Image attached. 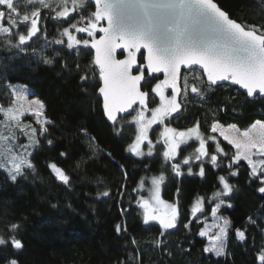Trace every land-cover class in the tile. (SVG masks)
Returning a JSON list of instances; mask_svg holds the SVG:
<instances>
[{
	"label": "trees",
	"instance_id": "16d2710c",
	"mask_svg": "<svg viewBox=\"0 0 264 264\" xmlns=\"http://www.w3.org/2000/svg\"><path fill=\"white\" fill-rule=\"evenodd\" d=\"M214 1L241 24L264 25V0ZM25 3L21 0L20 6ZM93 10L89 0L86 7L72 11L68 18L54 20L50 18L54 13L43 9L40 32L24 46L25 51L12 48L0 36V107L12 105L10 85H26L29 97L43 103L48 120V131L37 133L38 143L30 156L33 168L25 169L15 181L0 169V237L9 240L15 236L23 245L21 249L11 247L10 241L0 245V264L10 259L18 264H260L264 193L258 188L264 185L250 176L245 161L228 167L235 150L213 134L211 125L216 122L247 130L256 121L264 122V99L250 100L226 84L205 89L203 100L189 91L179 98L181 110L166 120L175 129L199 125L209 155L197 161L198 144L190 141L178 149L176 159L166 161L160 151L165 148L162 139L163 146L151 156L131 154L128 147L135 127L127 121L129 116L119 118L114 125L104 118L97 97L99 72L91 63V49L82 45L69 49L67 37L61 34L69 27L78 39H88L85 34L74 33L70 25L78 26L80 17ZM57 39L64 42L57 44ZM45 59L51 63H44ZM138 60L143 61L142 54ZM185 74L192 84L194 73L183 71L182 77ZM85 75L88 79L82 80ZM157 82L159 77H146L141 85L149 92V107L157 102L151 92ZM212 135L217 142L207 139ZM217 143L227 156L218 154L217 166H213L211 155L217 154ZM185 157H191L189 164L183 163ZM53 163L69 177L68 184L57 178L49 166ZM172 164L180 165V175ZM201 167L205 169L203 176ZM232 171L237 174L231 175ZM160 174L164 176L162 199L177 204L180 212L177 227L164 236H160L159 223L145 224L138 202L141 195L146 196L145 191L139 192L140 185L148 188L150 177ZM219 176L226 177L233 192L221 197L218 213L231 227L225 255L217 257L203 252L206 239L199 232L216 204L212 194L222 188ZM105 191L108 196L101 195ZM198 196L204 198L203 211L193 215L191 209ZM13 224L18 230L10 229ZM237 228L245 231L242 241L236 237ZM158 240L164 243L157 246Z\"/></svg>",
	"mask_w": 264,
	"mask_h": 264
},
{
	"label": "snow or ice",
	"instance_id": "6c2138e0",
	"mask_svg": "<svg viewBox=\"0 0 264 264\" xmlns=\"http://www.w3.org/2000/svg\"><path fill=\"white\" fill-rule=\"evenodd\" d=\"M88 2L89 0H71L72 7L69 8V0H26L21 7V0H0V6H3L0 10V36L5 37L6 43L12 48L25 51L24 46L40 32L38 25L42 19L41 8L49 9L54 13L50 18L59 20L68 18L70 12L77 8L83 9ZM94 3L95 11L79 19L83 26L70 25L76 32L86 33L91 39H78L69 31V27L63 28L61 34L67 37L69 49L82 45L84 49L94 50L91 63L99 70V80L102 84L98 87V92L103 97V110L109 121L115 123L117 113L127 112L134 104L139 103L142 106L143 110L133 117L137 129L135 139L128 147L135 155H144L141 144L145 141L149 145L148 155L152 154V141L148 139V129L153 124H163L166 118L178 113L182 108L178 97H186L189 91L203 100L205 89L219 87L223 82L230 81L231 85H238L240 89L246 90L249 97L257 92L264 95V25L241 24L230 18L214 0H94ZM101 21H107V26H100ZM21 29H26V32ZM97 32L103 33L98 39ZM63 42L59 39L55 41L57 44ZM117 49H122L127 56L124 59H117ZM141 49L146 52L142 53V63L137 57ZM35 51L33 49L34 53ZM43 62L47 64L51 63V60L45 59ZM182 68L194 73L192 84L188 83L186 74L182 77ZM134 70H137L136 74H133ZM157 73H163L164 79L159 80L151 88V92L159 97V105L151 109V118L146 120L144 110H147L149 93L141 91V82L145 80L146 74L149 78H156L154 74ZM81 79L87 80L88 77L85 75ZM10 88L12 104L19 102L20 107L10 106L7 109L0 107V112L3 113L8 126L19 127L21 132L29 130L25 134L29 136L30 144L19 145L27 152L29 147L38 143V140L34 139L37 130L30 125H22L20 116L31 110L40 124V134H44L48 131L45 127L48 121L46 119L41 121L44 105L34 99L29 102V108H25L26 90L11 85ZM165 89H171L170 96L165 95ZM33 105L34 108L31 107ZM257 125L260 128L257 135H252L249 131H244L239 136L232 135L229 132L238 131L235 125L229 126V130H224L216 122L211 125V131L215 133L219 129L223 139L236 149L228 167L231 169L233 165L243 160L250 169V176L259 179L264 185V123L256 121L252 127L255 128ZM81 132L85 136L88 135L86 129H81ZM160 137L164 140L163 157L166 161L172 160L177 154V149L182 144H187L191 138L199 140V147L195 149L197 161L209 155L206 139L199 132V125L186 131H177L166 126ZM10 139H15L14 134H0V156L7 162L0 167H6L11 179L15 181L17 176L23 175L24 170L33 168V165L23 152L14 151L13 146L7 143ZM207 139L215 141L216 137L209 136ZM215 152L227 156L219 143L216 144ZM217 154L211 155L213 166H217ZM190 159L191 157H185L183 163L189 164ZM49 166L60 181L64 184L69 183V177L62 169L54 163ZM172 168L180 175L179 164H172ZM204 174L205 169L201 167L200 175ZM236 174L235 171L231 172L233 176ZM163 180V175L152 180L156 190L153 199L160 207H153L143 199L139 202L143 209L145 224L158 221L160 236L177 227L180 215L177 204L166 203L159 197V185ZM218 182L222 190L215 191L213 197L228 196L233 192V186L228 183L225 176H219ZM258 191L264 193V186L259 187ZM177 192L179 193V189ZM101 195L108 196L109 193L105 191ZM219 206L217 204L212 209L214 217ZM203 207L204 198H197L191 209L192 214L202 212ZM249 220L255 222L251 217ZM184 227L187 228L188 224ZM217 227L218 232L211 237V243L203 248V252L219 257L225 255L224 241L231 224L224 220L223 224ZM10 229L18 230V225L13 224ZM117 230L119 231V226ZM208 234V229L199 232L201 237H207ZM236 236L244 240L245 231L237 228ZM9 241L11 247L15 249H21L23 246L21 240L15 236H10L9 240L0 237V245H7ZM163 243L162 240L156 241L157 246ZM261 251L264 252V247ZM258 260L260 264H264V255H260ZM6 264L18 262L10 259Z\"/></svg>",
	"mask_w": 264,
	"mask_h": 264
},
{
	"label": "rangeland",
	"instance_id": "374dc122",
	"mask_svg": "<svg viewBox=\"0 0 264 264\" xmlns=\"http://www.w3.org/2000/svg\"><path fill=\"white\" fill-rule=\"evenodd\" d=\"M68 7H69V8L72 7L71 0H69ZM42 10H43V8H41V11H42ZM70 13H72V12H70ZM41 15H42V14H41ZM6 23H7V22L5 21V24H6ZM38 26H39V25H38ZM79 26H83V25H82V24H79L78 27H79ZM74 31H75V29H74ZM74 33H78V32L75 31ZM38 34H39V33H38ZM82 34L87 35L86 33H82ZM96 34H97V33H96ZM74 35H75V34H74ZM87 37H88V36H87ZM88 39H89V37H88ZM12 86H16L17 88L23 87V88L26 90V91H25V97H26V100H25V102H24V107H25V108H29V102H30V101H32V100H34V99H35V100H38L37 98H30V97H29L30 90H29V88H28L26 85H22V84H13ZM154 95H155V93H154ZM165 95H166V96H170V94H168L166 91H165ZM155 96H156V95H155ZM156 99H157V102H156V104H155L153 107H149L148 110H144V116H145V119H146V120L151 118V109H152V108H155V107H157V106L159 105V97L156 96ZM40 102H41V101H40ZM11 107L19 108V107H20V103L17 102L15 105L12 104ZM31 107L34 108L35 106L33 105V106H31ZM5 109H7V108H5ZM141 110H142V109L135 108V109L133 110L132 114L129 115L128 120H127L129 123H132V124L134 125L135 130L137 129V125H136V123L133 121V117H135V116L137 115V113H138L139 111H141ZM173 115H174V114H173ZM173 115H172V116H173ZM45 119L47 120V118L45 117V114H44V109H43V117L41 118V121L43 122V120H45ZM47 121H48V120H47ZM260 122H261V121H260ZM20 123H21L22 125H30L31 128H35V129L37 130V133H40V124L37 123V118H36V116L32 113L31 110H29V111H27V112H24V114L20 116ZM261 123H264V122H261ZM47 124H48V123H47ZM47 124L45 125V127L47 126ZM163 124H165V127L167 126V127H171V128H173L172 126H170V125L168 124L167 120H165ZM254 124H255V122H254V123H253V124L247 129V130H239V129L236 128L238 131H231V132H229V134L239 136L240 133H242V132H244V131H249L250 134H252V135H257V134L259 133V131H260V128H259L258 125H257L255 128H253L252 126H253ZM220 125H221V124H220ZM195 126H197V125L190 126V127H188V128H185V129H176V130H177V131H186L187 129L192 128V127H195ZM229 126H231V125H227V126H223V125H221V128L224 129V130H229ZM28 131H29L28 129H25V132H21V130H20L19 127H10V126H8V122L5 121V117H4L3 113L0 112V134H2V135L14 134L15 139H10L7 143L13 146L14 151L23 152L24 155L27 157V159L30 160V156H31V154H32V152H33L35 146L37 145V143H35V144H33L31 147H29L28 150H27V152H25L23 148H20V147H19V145H29V144H30L29 136H28L27 134H25V133L28 132ZM161 132H162V124H159V123H158V124H153V125L151 126V128L148 129V139L152 141V145H151V147H152V154H151V155H153V154L156 152L157 149H160V148H159V145H160V146H163V145L161 144V139H162V138L160 137V133H161ZM37 133H36V136L34 137V139H36V140H37ZM153 133H154V134H153ZM213 134H214V133H213ZM135 135H136V134H135ZM214 135H217L218 137H221V138L223 139V137L220 135V130H219V129H218L217 132H215ZM214 135H212V136H214ZM134 139H135V137H134ZM216 139H217V138H216ZM223 140H224V139H223ZM133 141H134V140H133ZM162 141L164 142L163 139H162ZM190 141H195V142H197L198 147H199V140H198V139L191 138V139L188 140V142H190ZM210 141H213V140H210ZM215 141H216V140H215ZM215 141H213V142H215ZM216 142H217V141H216ZM226 142H227V141H226ZM182 145H185V144H182ZM182 145H181V146H182ZM181 146H180V147H181ZM162 148H163V147H162ZM162 148L160 149V151H161V153H162V155H163V152L165 151V148H163V149H162ZM178 149H179V148H178ZM178 149H177V153H178ZM234 150H235V152H236V149H235V148H234ZM128 151H129V150H128ZM141 151L144 153V155H140V156H138V155H135V154H134L133 152H131V151H129V152H130L131 154L135 155V156H138V157H142V156H151V155H148V152H149V145H148L147 141H145L143 144H141ZM217 155H218V154H217ZM176 157H177V154H176V156H175L172 160L176 159ZM254 159H257V157H254ZM6 163H7V162H6V160L4 159V157L0 156V165H5ZM0 169L4 170V171L9 175V172L7 171V168H6V167H0ZM161 175H163V174H160V175H157V176H152V177H150L148 188H145V186H143V184L140 185V187H139V192L142 193V192L145 191V192H146V196H145V195H141V196L139 197L138 202H140L141 199H143V200L148 201L153 207H160V206L156 205V203H155V201H154V199H153V196H154V193H155L156 190H155V188H154V185H153V183H152V180H153L154 177H159V176H161ZM9 177L11 178L10 175H9ZM161 184H162V183H161ZM161 184L159 185V197H160L161 200H163L162 197H161ZM221 190H222V188H221ZM200 197H201V196H198L197 198H200ZM221 197H222V196H221ZM221 197L215 198V197L212 196V199L216 200V204H215V206H214L213 208H215V207L217 206V204H219L220 206L223 204V203H220V201H221ZM197 198H196V199H197ZM196 199H195V201H196ZM163 201H164V200H163ZM195 201H194V203H195ZM165 202H166V201H165ZM166 203H168V202H166ZM170 204H172V203H170ZM139 206H140V205H139ZM220 206H219V207H220ZM161 210H163V209L161 208ZM142 212H143V209H142ZM197 213H199V212H197ZM224 220H227V219H226V218H223V217L218 213V211H217L215 217L212 215V212H211L210 216L204 219L203 226H202V228L200 229V231H201V230H205V229H208V230H209V234H208V236H207V237H203V238L206 239V246L209 245V244L211 243V237H212L215 233L218 232V227H217V225H222ZM229 229H230V228H229ZM229 229H228V231H229ZM236 237H237V236H236ZM226 238H227V237H226ZM237 239H238L239 241H242V240H240L238 237H237ZM225 240H226V239H225ZM224 244H225V241H224ZM263 254H264V252H263ZM263 254H262V255H263Z\"/></svg>",
	"mask_w": 264,
	"mask_h": 264
},
{
	"label": "water",
	"instance_id": "95a60500",
	"mask_svg": "<svg viewBox=\"0 0 264 264\" xmlns=\"http://www.w3.org/2000/svg\"><path fill=\"white\" fill-rule=\"evenodd\" d=\"M90 3H91L92 6H93V9H94L93 11H95V3H94V0H90ZM214 3H216V2L214 1ZM216 4H217V3H216ZM217 5H218V4H217ZM218 6H219V5H218ZM219 7H220V6H219ZM220 8H221V7H220ZM221 9H222V8H221ZM222 10H223V9H222ZM226 13H227V12H226ZM100 26H104V27H106V26H107V21H101V22H100ZM100 35H103V33H99V32H97V34H96V38L98 39ZM89 39H91V38L89 37ZM91 51H92V55L94 56V50L91 49ZM142 53L146 54V52H145L144 49H141V53H137V57L139 58V56H140ZM126 56H127V53H126V52H124L122 49H117V59H124ZM142 62H143V61H142ZM142 62H141V63H142ZM96 68H97V67H96ZM97 70H98V68H97ZM136 71H137V70H134V73H133V74H136ZM183 71H187V70H185V69L182 68V72H183ZM197 71H199V70H197ZM98 72H99V70H98ZM146 76H147V74H146ZM154 76L159 77L160 80H163V79H164V75H163V73H157V74H154ZM98 78H99V73H98ZM204 80H205V82H206V77L204 78ZM99 82H100V85H99V86H101L102 82H101L100 80H99ZM142 82H143V81H142ZM142 82H141V84H142ZM223 84H226V85H229V86H232V87L237 88L240 92H242L243 94H245L246 97H247L248 99H250V100H253V99H255L256 97L261 98V99H264V95H261V94H259L258 92L255 93L252 97H249V96L247 95V93H246V90H244V89H240L238 85H231L230 81H229V82H223L221 85H223ZM214 87H215V86H214ZM165 90L168 91V92L171 94V89H165ZM141 91H143V90L141 89ZM145 92H146V91H145ZM97 97H98V98L100 99V101H101V108H102V112H103L104 118H105V119L107 120V122H108L109 124H111V125H114V124L118 121L119 118H121V117H127V116L131 115L132 112H133V110H134L136 107H138L139 109H142V106H140L139 103L134 104V105H133V108H132V109H129L127 112H124V113H117V120H116L115 123H113L112 121H109V120L107 119V116H106L105 113H104V110H103V97L100 96L98 90H97ZM179 98H180V96L178 97V101H179ZM148 108H149V105H148V101H147V110H148ZM142 110H143V109H142ZM173 114H175V113H173ZM164 128H165V126H163V129H164ZM162 131H163V130H162ZM154 222H157V223H158V221H154Z\"/></svg>",
	"mask_w": 264,
	"mask_h": 264
},
{
	"label": "flooded vegetation",
	"instance_id": "af4514ba",
	"mask_svg": "<svg viewBox=\"0 0 264 264\" xmlns=\"http://www.w3.org/2000/svg\"><path fill=\"white\" fill-rule=\"evenodd\" d=\"M38 35V34H37ZM35 37H33L32 39H34ZM32 39L30 40V41H32ZM29 41V42H30ZM147 77V76H146ZM155 77H157V76H155ZM147 78H149V77H147ZM159 80H160V78H159ZM143 83V82H142ZM142 85V84H141ZM166 91V90H165ZM146 92H148V91H146ZM168 94H170L168 91H166ZM149 93V92H148ZM171 95V94H170ZM148 101H149V97H148ZM136 108H138V107H136ZM170 118V117H169ZM167 119V118H166ZM165 125V124H164Z\"/></svg>",
	"mask_w": 264,
	"mask_h": 264
}]
</instances>
